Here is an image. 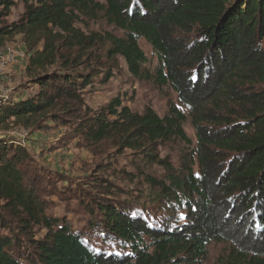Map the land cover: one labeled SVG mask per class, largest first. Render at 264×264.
I'll return each instance as SVG.
<instances>
[{
    "label": "trees",
    "instance_id": "16d2710c",
    "mask_svg": "<svg viewBox=\"0 0 264 264\" xmlns=\"http://www.w3.org/2000/svg\"><path fill=\"white\" fill-rule=\"evenodd\" d=\"M97 14L121 35L75 26ZM16 34L31 53L26 72L37 89L0 97V124L65 118L87 141L141 151L165 173L145 176L142 203L95 175L85 188L62 179L57 186L53 170L0 135V264H264V0H0V48ZM140 39L156 56L153 74ZM100 41L133 76L169 86L187 114L178 103L162 116L150 106L137 113L114 98L87 116L83 92L99 77L87 56ZM174 139L187 146L178 167L155 146ZM48 192L71 195L89 233L47 215ZM34 227L45 232L30 238L32 257L22 255L17 235ZM212 242L227 248L206 263Z\"/></svg>",
    "mask_w": 264,
    "mask_h": 264
},
{
    "label": "rangeland",
    "instance_id": "374dc122",
    "mask_svg": "<svg viewBox=\"0 0 264 264\" xmlns=\"http://www.w3.org/2000/svg\"><path fill=\"white\" fill-rule=\"evenodd\" d=\"M21 11L20 5L13 7L7 22L16 20ZM96 16L97 18L91 19L81 17L75 26L86 35L104 32L121 35V31L109 25L100 14ZM139 45L147 58L145 68L153 74L156 56L152 47L145 39H140ZM107 47L108 43L100 41L90 49L87 56V67L93 68L99 74L93 86H87L83 92L81 110L87 112V116L104 108L114 98H118L122 105L128 106L133 112L141 113L145 107L150 106L160 116L166 113L170 103H178L176 93L169 86H159L152 79L133 76L122 57L107 56ZM12 50L22 52L24 57L18 61L5 62V57L9 56ZM30 55L22 42L21 34L12 36L0 48V97L14 94L23 88L24 96L36 91V86H30V76L26 72ZM105 76L108 77L106 80L101 79ZM178 105L187 114L179 103ZM55 113L59 111L55 110ZM38 119L39 117L29 121L27 126L23 121L13 119L7 123L3 122L0 124V135L15 138L26 148L33 163L53 170L54 176H57L54 180L57 186H60L62 181H67L68 185L76 183L77 186L85 188L95 175L110 182L123 200L137 202L149 190L150 185L146 183L145 176L149 174L160 177L165 173L162 166L149 162L141 151H120L110 140L98 143L87 141L78 129L64 121L65 118H59V121H51L41 127L35 125ZM183 127L187 137L194 144V130L188 117ZM155 146L159 157L166 159L173 167L180 165L181 157L187 150L186 144L179 139ZM42 198L47 215H64L73 228L80 229L84 234L88 232L85 213L76 205L71 195L48 192L42 195ZM143 200L144 198L140 203ZM44 232L40 227H34L24 236L17 235L24 244V251L20 254L32 257L33 253L29 252L32 249L30 238H41ZM90 240L94 245L101 244L97 238L90 237ZM226 246L225 243H210L206 263L214 262L226 251Z\"/></svg>",
    "mask_w": 264,
    "mask_h": 264
},
{
    "label": "built area",
    "instance_id": "2783aa9c",
    "mask_svg": "<svg viewBox=\"0 0 264 264\" xmlns=\"http://www.w3.org/2000/svg\"><path fill=\"white\" fill-rule=\"evenodd\" d=\"M8 55L9 56L5 57V59H4L5 62H7V61H18L24 57L22 52L15 51V50H12Z\"/></svg>",
    "mask_w": 264,
    "mask_h": 264
}]
</instances>
